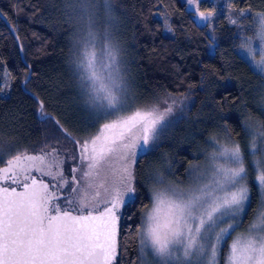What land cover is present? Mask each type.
Masks as SVG:
<instances>
[{
  "label": "trees",
  "instance_id": "1",
  "mask_svg": "<svg viewBox=\"0 0 264 264\" xmlns=\"http://www.w3.org/2000/svg\"><path fill=\"white\" fill-rule=\"evenodd\" d=\"M78 2L0 0V15L16 35L0 18V150L9 156L54 148L79 157L82 137L77 135L88 107L72 61ZM91 2L99 30L106 28L116 48L118 67L135 102L161 111L172 108L162 135L136 159L134 171L142 186L137 215L131 222L127 216L120 221L113 264H138L140 214L149 204V189L165 178L181 180L189 162L223 147L241 149L252 198L243 222L252 219L260 201L253 161L264 148V75L255 73L238 52L250 28L223 22L208 28L182 0ZM232 3L264 14V0ZM198 6L197 13L212 8L206 0ZM38 102L40 115L53 116L65 132L50 117L38 118ZM73 109L80 111L81 120L73 117Z\"/></svg>",
  "mask_w": 264,
  "mask_h": 264
},
{
  "label": "snow or ice",
  "instance_id": "2",
  "mask_svg": "<svg viewBox=\"0 0 264 264\" xmlns=\"http://www.w3.org/2000/svg\"><path fill=\"white\" fill-rule=\"evenodd\" d=\"M202 2L187 0L193 5V16L202 23H211L215 10L197 13ZM258 21L260 60H255L250 42L241 47L253 60L255 73L264 75V14ZM229 22L237 24L235 19L230 18ZM95 57L96 53L85 47L78 67L84 73L82 79L95 93L90 100L107 101L105 115L101 117L106 122L95 136L80 142L82 167L72 170L71 181L63 178L54 148L37 155L18 154L7 161L6 168L0 169L6 174L5 180L22 189L0 187V264H113L120 221L127 216L131 222L137 215L134 210L142 188L134 171L137 150H146L159 139L172 108H127L117 94L120 86L113 75L109 73L101 79ZM3 90L0 87V92ZM260 135L264 136V132ZM256 151L254 142V157ZM260 152L253 161L256 187L261 194L256 220L247 237L237 238L230 245L225 264H264V148ZM219 155L227 156L235 167L217 166L207 182L192 188L167 186L151 192V206L140 214L138 235L141 251L150 248L155 264H192L193 259L199 264H218L220 245L240 226L252 204L240 147H223ZM49 156L53 159L46 163ZM33 167L52 180L59 176L60 183L53 184L52 190L36 178L29 183L25 173ZM66 187L69 191L61 195ZM228 220L233 223L215 231ZM210 233H214L215 243L206 250L200 241ZM179 252L182 256L176 255Z\"/></svg>",
  "mask_w": 264,
  "mask_h": 264
},
{
  "label": "rangeland",
  "instance_id": "3",
  "mask_svg": "<svg viewBox=\"0 0 264 264\" xmlns=\"http://www.w3.org/2000/svg\"><path fill=\"white\" fill-rule=\"evenodd\" d=\"M184 4L186 5L187 9H192L193 5H190L187 3V0H182ZM210 5L211 9L203 11L205 13L209 11L215 10V15L211 19V23L205 22L208 26V28H218L220 25H222V22L229 26H236L238 28H250V31L248 33L244 34L242 36L243 43L250 42L251 46L255 53V60H260V48L262 46L261 41L258 39V32H259V21L258 17L261 15L259 12L251 11L248 8H241L232 3L233 0H206ZM199 7V6H198ZM197 7V8H198ZM104 9L106 14L108 15V11L106 6L104 5ZM76 11V33L74 38V49L72 52L73 55V67L74 70L78 74L77 83L80 88V90L84 92V103L87 105L88 109L86 110V115H82V124L79 133L77 136L82 137L81 141L88 140L95 136L98 129L102 126L103 122H106L105 120H101V117L105 115L106 108L104 107L107 103L104 99H97L95 101L90 100V95H95V93H92L90 91L89 86L87 85L86 81L82 79V76L84 73L81 71V69L78 67L79 58L84 52V48L88 47L89 50L94 51L96 53V71L100 73L101 79L106 78V76L111 73L113 75V78L116 79V82L120 86V91L117 93L119 96H121L124 101L125 105L129 109H136V108H147L144 106H140L135 102V98L133 93L131 94V86L127 82L128 80L125 78V75L122 74L121 68L118 67L119 65V56L116 53V48L113 45L112 40L110 39V36L106 30L105 27H103L101 30H99V23H98V11L96 9L95 4L91 2V0H79L78 3H76L75 6ZM235 19L237 21L236 25H232L229 22V19ZM110 31V29H109ZM239 54L249 63L251 68L253 69V60L250 58L249 53L245 48L239 47L238 48ZM109 53L111 54L109 56ZM114 58V59H113ZM111 66L110 68L108 66ZM73 117L77 119L80 115V111L77 110V112L73 109L72 111ZM114 118V117H113ZM79 120L80 117L78 118ZM91 129V132H90ZM87 132V133H86ZM76 135V133H75ZM156 141L153 143L155 144ZM152 144V146H153ZM151 146V147H152ZM150 147V148H151ZM138 149L137 150V158L139 155L143 153H147L150 149ZM51 150H48L43 153L51 152ZM41 154V153H37ZM37 154H30V155H37ZM56 157L60 161L61 168L60 170L63 173V178L66 180L71 181L72 175H73V169L74 168H81V152H80V144H79V157L74 158L73 156H65L63 153L55 151ZM12 156L8 155V152L6 150H0V169L6 168L7 161L11 159ZM136 158V159H137ZM53 157L49 156L46 158V163L50 160H52ZM118 166V165H117ZM217 166H223V167H235V165L232 164L230 159L227 156H220L219 153L213 154L207 158L201 159V160H192L189 162L187 167L184 171V176L181 180L175 181L171 178H165V181L160 184L156 185L154 187H151L149 189V204L148 206L142 211L144 213L150 206H151V192L159 187H167V186H173L178 187L181 189H188L197 186V184L203 182H207V180L213 175V168ZM135 168V164H134ZM47 171V169H44ZM13 170H10L8 173L11 175ZM53 173H56V169L53 168ZM5 173L0 171V184L1 186H11V187H19L18 185H12L9 180H5ZM29 177L28 182H31L32 178H36L37 180H44L49 184L50 190H52L53 184H59L60 183V177L57 176L56 180H52L50 176L42 175L40 172L35 171V168L33 167L32 170L25 173ZM77 176L80 175L79 172L76 173ZM69 189L66 187L61 195H66ZM259 191V189H258ZM104 193L103 190H101V198H103ZM260 201L258 203V206L261 202V194ZM53 204L57 203V201H52ZM62 203V201H61ZM258 208V207H257ZM257 208H256V214L255 216L250 219L249 221L243 222L244 216L241 218L240 226L242 224V227H237L235 231H232L230 236L226 237V243H222L220 245L221 247V255L218 256V264H225V259L227 257L229 247L230 245L237 239V238H245L248 235V230L250 226L255 222L256 215H257ZM141 213V214H142ZM141 222V221H140ZM233 223V221L228 220L227 223H221L215 231L218 232L220 228H227L228 224ZM139 232V231H138ZM201 244L204 245L205 249L207 250L210 245L215 243L214 233H210L208 238L206 240L200 241ZM141 244H140V237L138 235V264H155V257L151 252L150 248H144L143 251H141ZM177 256H182V252L176 253ZM172 264H180L179 261H173ZM192 264H199V262L196 259H193ZM206 264V262H205Z\"/></svg>",
  "mask_w": 264,
  "mask_h": 264
},
{
  "label": "water",
  "instance_id": "4",
  "mask_svg": "<svg viewBox=\"0 0 264 264\" xmlns=\"http://www.w3.org/2000/svg\"><path fill=\"white\" fill-rule=\"evenodd\" d=\"M0 18L7 24V22L5 21V19L0 15ZM7 26H8V28H9V30L10 31H12V33H13V35H14V37L16 38V35H15V33L13 32V30H12V28L7 24ZM16 41H17V44H18V48H19V51L21 52V48H20V44H19V41L16 39ZM21 54V53H20ZM29 78H30V71L28 72V74H27V76H26V78H25V80H23V82L21 83V86L23 87L24 86V84L26 83V81H28L29 80ZM38 104H39V107H38V109H37V116H38V118L40 119V120H44L45 118H47V117H50L56 124H57V126L59 127V128H61L62 129V127L59 125V123L56 121V119L53 117V116H51V115H49V114H43V115H40V111H41V109H42V104H41V102H38ZM62 130H64V129H62ZM64 132H65V130H64ZM69 135V134H68ZM70 136V135H69ZM38 181H40V180H38ZM44 183H47V182H45L44 180H42ZM0 187H6V186H1V184H0ZM17 190L18 191H20V190H22L20 187H17ZM118 238V237H117ZM118 240V239H117Z\"/></svg>",
  "mask_w": 264,
  "mask_h": 264
}]
</instances>
